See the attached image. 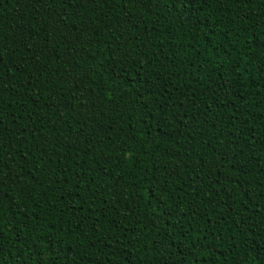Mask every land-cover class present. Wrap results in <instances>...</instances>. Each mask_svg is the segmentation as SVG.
Masks as SVG:
<instances>
[{
    "label": "trees",
    "instance_id": "obj_1",
    "mask_svg": "<svg viewBox=\"0 0 264 264\" xmlns=\"http://www.w3.org/2000/svg\"><path fill=\"white\" fill-rule=\"evenodd\" d=\"M0 264H264V0H0Z\"/></svg>",
    "mask_w": 264,
    "mask_h": 264
},
{
    "label": "snow or ice",
    "instance_id": "obj_2",
    "mask_svg": "<svg viewBox=\"0 0 264 264\" xmlns=\"http://www.w3.org/2000/svg\"><path fill=\"white\" fill-rule=\"evenodd\" d=\"M186 2L191 3L192 0H186ZM197 2H198V0H197ZM217 2H218V0H217ZM0 60H2V57H0Z\"/></svg>",
    "mask_w": 264,
    "mask_h": 264
}]
</instances>
